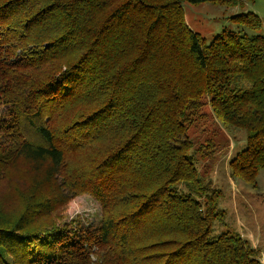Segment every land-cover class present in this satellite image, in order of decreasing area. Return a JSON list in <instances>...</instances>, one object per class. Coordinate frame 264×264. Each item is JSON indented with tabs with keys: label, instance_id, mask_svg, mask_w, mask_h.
I'll return each mask as SVG.
<instances>
[{
	"label": "trees",
	"instance_id": "16d2710c",
	"mask_svg": "<svg viewBox=\"0 0 264 264\" xmlns=\"http://www.w3.org/2000/svg\"><path fill=\"white\" fill-rule=\"evenodd\" d=\"M254 1L0 0V188L19 201L0 196V264H264L214 234L221 191L200 170L224 132L246 140L233 179L264 169ZM206 2L243 9L242 29L207 42L184 9ZM82 194L95 223L63 219Z\"/></svg>",
	"mask_w": 264,
	"mask_h": 264
},
{
	"label": "rangeland",
	"instance_id": "374dc122",
	"mask_svg": "<svg viewBox=\"0 0 264 264\" xmlns=\"http://www.w3.org/2000/svg\"><path fill=\"white\" fill-rule=\"evenodd\" d=\"M184 9L190 27L202 34L207 42H210L223 29H242L231 19L234 15L243 12L240 7H227L223 4L206 2L186 3ZM244 11L254 12L264 21V0L247 3ZM207 118L210 120L201 126L202 130L210 127L218 128L213 117ZM198 130L199 133L196 132V135L202 133L201 129ZM218 140L213 155L206 158L204 163H200V170L203 172L208 166L212 167L208 174L211 173L214 186L221 191L218 207L222 211V216L215 224L214 234L230 231L241 235L251 241L258 249L261 260L264 261V169L257 173L256 188L245 180L233 179L230 175L229 163L246 140L241 134L237 140H234L226 132ZM4 194L5 191L0 188V196L3 197ZM3 201L11 208L19 206L15 194L3 197ZM100 216V204L92 196L82 194L69 201L63 219L67 221L77 219L91 224L97 222Z\"/></svg>",
	"mask_w": 264,
	"mask_h": 264
}]
</instances>
